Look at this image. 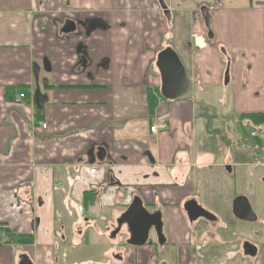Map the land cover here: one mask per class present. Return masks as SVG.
<instances>
[{
	"label": "crops",
	"instance_id": "crops-1",
	"mask_svg": "<svg viewBox=\"0 0 264 264\" xmlns=\"http://www.w3.org/2000/svg\"><path fill=\"white\" fill-rule=\"evenodd\" d=\"M227 7V16H212L223 31L200 46L190 18L176 12L168 21L158 0H0V264H19L22 255L33 264H76L80 250L96 245L112 264H264V225L255 239L238 241L225 221L227 211L238 220V196L257 208L256 222L238 221L264 219V121L242 119L263 129L245 145L261 159L217 160L203 140L209 108L200 102H227L231 90V112L264 114V0ZM64 19L79 31L62 34ZM90 21L105 30L86 33ZM171 38L190 81L177 101L153 96L161 89L156 57ZM79 46L90 60L85 69L77 68ZM37 90L47 97L42 109ZM136 197L162 214L164 245L151 231L146 245L129 246L125 225L112 237ZM192 200L217 222H190ZM246 242L255 257L245 255Z\"/></svg>",
	"mask_w": 264,
	"mask_h": 264
},
{
	"label": "rangeland",
	"instance_id": "rangeland-1",
	"mask_svg": "<svg viewBox=\"0 0 264 264\" xmlns=\"http://www.w3.org/2000/svg\"><path fill=\"white\" fill-rule=\"evenodd\" d=\"M230 1L232 0H168V4L169 7L173 9V11H171L173 15L176 14V12L178 13L179 16H175L176 19L183 18L185 14V20H189L190 18L193 24V29L195 30L193 32V36L197 35L199 38L203 37L205 43H208V29L202 21L200 13L201 8L206 5L210 8L212 16L215 11H220L222 14L227 16V5L230 4ZM63 18L64 17H61V20ZM168 24L171 29L173 22H169ZM224 25L223 21H220L218 24L213 21L211 30H213L215 35L218 36L219 31L220 33L223 31ZM188 40H191L193 43L195 42L192 37H189ZM167 43L171 44L172 38L170 39V42ZM230 92L228 91L227 93V102H200L207 104V108H209L205 111L206 118L203 117V121L206 125L203 132V140L206 141L208 147H211L213 151L212 153L215 155L217 160H225L227 157H230L235 163L245 161L249 159V157H258L261 159L262 156L255 153L254 150L248 151L245 149V145L253 146L255 144V139L250 135L252 131L257 130L252 127L250 123L247 124L242 122L241 115H237V113L230 111L231 106L234 104L233 102H230ZM153 96L155 97V94ZM225 137H227V140H225ZM233 143L235 144L233 145ZM228 164H231L230 161H227V165ZM236 170L238 175H236V178H239V168L236 167ZM230 180L237 184L235 187L237 188L238 193L243 192L241 194H247L246 188H243V186L240 187L237 180ZM252 206L256 212L257 208L255 207L254 202ZM225 221H227L228 227L234 228L235 230L231 233L232 239H236L238 241L243 239L251 241V239H255L257 231L264 225L263 217L259 218L257 223H245L234 219L229 211H227V220L225 219ZM235 232L236 234L233 235ZM78 256L79 258L75 261L76 264H112L114 262L110 257H108V254H105L104 245L86 247L85 250H80ZM70 257L75 259V255H73V253H71ZM218 257H220V255ZM71 261L72 260L70 259V264H73Z\"/></svg>",
	"mask_w": 264,
	"mask_h": 264
},
{
	"label": "water",
	"instance_id": "water-1",
	"mask_svg": "<svg viewBox=\"0 0 264 264\" xmlns=\"http://www.w3.org/2000/svg\"><path fill=\"white\" fill-rule=\"evenodd\" d=\"M161 9L168 20L171 19V14L168 10V6L165 0H158ZM202 20L205 27L209 30V39L214 38V34L211 30L212 16L208 7L201 8ZM77 30V24L74 20L68 19L64 22L61 32L65 35L74 34ZM83 67L86 66L87 59L85 56L81 58ZM46 71H50V65L48 62L44 63ZM157 68L161 77V96L167 101H177L184 97L190 90V81L186 73L185 67L177 55L172 49L168 48L159 54L157 58ZM39 68L35 69V75ZM230 80L229 67L227 68L224 76V84L227 85ZM47 97L42 95L40 90L35 92V103L39 109H42ZM106 157V150L104 148L98 149V158L103 161ZM229 172L232 171L231 167H227ZM185 211L187 212L190 222L194 223L199 219H204L210 223H216V217L204 209L197 201L192 200L185 204ZM232 212L235 218L245 222H256L257 216L252 209L251 203L246 196H238L234 199L232 205ZM127 226L130 238L127 241L129 246L141 247L146 245L150 241V233L153 231L156 235L159 245H164L166 242L165 235L163 234V220L160 212L150 213L146 210L143 202L140 198L136 197L128 210L117 220V228L112 233V237H115L123 226ZM246 256L255 257L257 254V248L249 242H246L243 246ZM19 264H33L28 256L22 255L20 257Z\"/></svg>",
	"mask_w": 264,
	"mask_h": 264
},
{
	"label": "flooded vegetation",
	"instance_id": "flooded-vegetation-1",
	"mask_svg": "<svg viewBox=\"0 0 264 264\" xmlns=\"http://www.w3.org/2000/svg\"><path fill=\"white\" fill-rule=\"evenodd\" d=\"M165 2H166V4H167V6H168V10H169V12H170V14H171V19H172V13H171V9H170V7H169V4H168V0H165ZM158 3H159V1H158ZM204 6V5H203ZM159 7H160V5H159ZM205 7H207L206 5H205ZM160 9H161V7H160ZM162 10V9H161ZM209 10H210V8H209ZM162 12H163V10H162ZM200 13H201V10H200ZM210 13H211V10H210ZM163 14H164V12H163ZM164 16H165V14H164ZM212 16V15H211ZM166 17V16H165ZM201 18H202V14H201ZM166 19L168 20V18L166 17ZM171 19L170 20H168V21H171ZM68 20V19H67ZM66 21V20H65ZM203 21V20H202ZM76 22V21H75ZM204 22V21H203ZM95 28H99V29H101V30H105V28H106V26H105V24L101 21V22H95V21H90V22H88L87 23V32L86 33H91ZM79 31V28H78V26H77V30H76V32L74 33V34H76L77 32ZM208 34H209V30H208V33H207V36H208ZM66 36H68V35H66ZM208 40H211V39H209V37H208ZM172 44V43H171ZM171 44H169V43H166V45H164L163 46V48L161 49V50H159V52H158V54H157V57H156V62H155V67L157 68V58H158V56H159V54H161L163 51H165L166 49H168V48H172L174 51H175V49L171 46ZM78 54L80 55V61H79V63H78V65H77V68H79V69H85V68H87L88 66H89V63H90V60L88 59V56H87V54H86V51L81 47V46H79L78 48ZM176 52V51H175ZM177 53V52H176ZM178 55V54H177ZM83 56H85L86 57V59H87V62H86V66L85 67H83V62H82V60H81V58L83 57ZM158 69V68H157ZM159 71V70H158ZM159 74H160V72H159ZM160 90L161 89H159V94H160Z\"/></svg>",
	"mask_w": 264,
	"mask_h": 264
},
{
	"label": "built area",
	"instance_id": "built-area-1",
	"mask_svg": "<svg viewBox=\"0 0 264 264\" xmlns=\"http://www.w3.org/2000/svg\"><path fill=\"white\" fill-rule=\"evenodd\" d=\"M156 98H159L160 100H163L162 96H160L159 93L155 94ZM26 98V95L23 93V94H20L18 96V98L16 99L15 103L17 104H20L22 102V100H24ZM41 128L43 130H46L48 128V124L47 123H42L41 124ZM156 129H158V126L154 125L152 128H151V132H155ZM263 133V129L260 128L258 129L257 131H254L251 133V136L252 137H261V134Z\"/></svg>",
	"mask_w": 264,
	"mask_h": 264
},
{
	"label": "trees",
	"instance_id": "trees-1",
	"mask_svg": "<svg viewBox=\"0 0 264 264\" xmlns=\"http://www.w3.org/2000/svg\"><path fill=\"white\" fill-rule=\"evenodd\" d=\"M157 93H159V90L157 91ZM151 108H154V99L152 98L151 96ZM242 119H248V120H251L253 122V124H261L263 121H264V114H245V115H242ZM3 227H0V230L2 229ZM5 232H9L8 230H6Z\"/></svg>",
	"mask_w": 264,
	"mask_h": 264
},
{
	"label": "bare ground",
	"instance_id": "bare-ground-1",
	"mask_svg": "<svg viewBox=\"0 0 264 264\" xmlns=\"http://www.w3.org/2000/svg\"><path fill=\"white\" fill-rule=\"evenodd\" d=\"M198 42H199V45H200V46H204V42L202 41V39H201V38L199 39V41H198Z\"/></svg>",
	"mask_w": 264,
	"mask_h": 264
}]
</instances>
